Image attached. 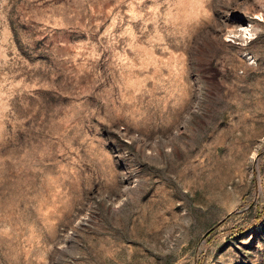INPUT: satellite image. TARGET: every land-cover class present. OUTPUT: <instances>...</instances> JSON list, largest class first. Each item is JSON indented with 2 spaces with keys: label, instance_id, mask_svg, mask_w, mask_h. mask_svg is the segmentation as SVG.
I'll return each mask as SVG.
<instances>
[{
  "label": "rangeland",
  "instance_id": "rangeland-1",
  "mask_svg": "<svg viewBox=\"0 0 264 264\" xmlns=\"http://www.w3.org/2000/svg\"><path fill=\"white\" fill-rule=\"evenodd\" d=\"M0 264H264V0H0Z\"/></svg>",
  "mask_w": 264,
  "mask_h": 264
}]
</instances>
